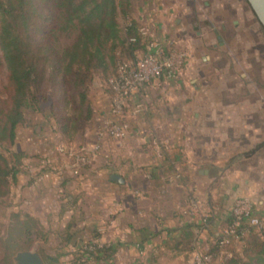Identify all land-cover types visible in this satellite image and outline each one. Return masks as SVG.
Wrapping results in <instances>:
<instances>
[{"label":"crops","instance_id":"crops-1","mask_svg":"<svg viewBox=\"0 0 264 264\" xmlns=\"http://www.w3.org/2000/svg\"><path fill=\"white\" fill-rule=\"evenodd\" d=\"M175 2L166 10L155 1L143 2L144 18H137L145 20L159 43L186 42L196 50H191L177 77L153 80L128 99L124 137L119 143L108 138L100 141L97 153L108 158L107 164L98 158L97 164L75 177L63 171L67 158L55 151L51 134L20 129L16 138L31 155L42 156L43 165L60 172L38 179L33 166L29 176L18 175L15 201L24 203L41 221L52 216L62 229H68V219L74 209L79 210L81 197L91 196L83 231L70 246L81 245L86 237L102 247H113L110 256L99 253L103 264H186L190 253L175 249L184 226L192 225L194 249H208L237 196H249L255 214L264 217V31L254 17L251 35L243 38V52L238 53L240 62L229 66L236 69L238 80L228 82L227 65L212 67L218 57L229 59L224 45L217 44L218 53L211 59L198 52L209 44L206 37L183 39L177 35L182 24L178 19L174 21L180 29H169L168 20L176 9L188 10ZM212 72L220 76L209 79ZM229 72L234 79V70ZM93 127L83 130L78 148L97 142ZM176 173L179 178L167 183ZM114 174L123 182L111 180ZM192 192L199 198L202 213L212 215L204 227L201 213H184ZM67 199L70 207L60 211Z\"/></svg>","mask_w":264,"mask_h":264},{"label":"trees","instance_id":"trees-1","mask_svg":"<svg viewBox=\"0 0 264 264\" xmlns=\"http://www.w3.org/2000/svg\"><path fill=\"white\" fill-rule=\"evenodd\" d=\"M63 34L70 43H61ZM149 41L131 16L130 0H0V51L7 71L6 98L0 102V198L8 195L11 184L25 171L27 155L15 150L14 144L18 127L28 123L27 113L39 118L34 128L47 125L56 130L61 125L60 129L66 130L68 120L60 111L61 103L76 101L86 108L89 118V92L95 75L107 72L118 56L134 61L146 51ZM47 169L42 167L35 176ZM70 203L65 200L62 210ZM12 216L14 223L0 237L3 264H11L15 252L31 247V222H37L27 212ZM231 219L229 215L220 229ZM211 220L208 213L200 226ZM191 227L184 226L175 244L178 251L194 250ZM226 249L231 255L219 256L220 247L212 237L208 251L219 258V264H264V230L248 227L242 240ZM114 251L111 246L102 247L97 258L99 253L110 256ZM82 258L89 259L77 255L74 262Z\"/></svg>","mask_w":264,"mask_h":264},{"label":"rangeland","instance_id":"rangeland-1","mask_svg":"<svg viewBox=\"0 0 264 264\" xmlns=\"http://www.w3.org/2000/svg\"><path fill=\"white\" fill-rule=\"evenodd\" d=\"M131 1V16L133 18H139V16L143 17V2L146 1H155V4H160L159 6H164L165 10L168 6H171L173 3H176V0H130ZM178 3L182 2L184 5L188 7L187 12H179V9H176L175 14L168 21V27L173 31L174 28L180 29V26H176L175 19H178L182 24L181 31L179 34L183 39L187 38L190 40H194L197 38H207L209 41L208 45H202L201 49H198L199 53L206 54L211 59L215 56V53H218L217 44L221 43L226 48V52L224 54H229L228 56H223L221 58L218 57L216 61H212L213 69L216 68L217 65L228 66L226 80L234 81L238 80L236 69H232V63L238 64L240 62L238 53H242L244 40L243 38L246 35H251L250 26L255 24L254 16L249 10V7L246 2L242 4L241 0H177ZM241 2V3H240ZM142 8V9H141ZM136 19L141 28H144L148 32V36H150V29L147 24H145V20L139 21ZM121 25H123L122 21ZM253 35V34H252ZM251 37V36H250ZM182 39V40H183ZM71 39L66 37V35H62L61 43L67 44L70 43ZM177 41V40H176ZM207 41V42H208ZM203 42V40H202ZM191 44V43H190ZM163 45V44H162ZM216 45V47H214ZM233 45V46H232ZM164 48L168 51L174 50L177 52H185L187 55L185 60L183 61L182 67L187 65L191 50L194 52L196 50L195 45H188L186 42H181L177 44L169 40L165 43ZM259 48V46H256ZM233 49V50H232ZM260 50V49H259ZM261 51H259L260 53ZM191 53V54H190ZM236 53L233 57L230 54ZM262 53V52H261ZM231 58V59H230ZM121 60L120 56H118L117 61ZM116 63L108 69L105 73H97L95 75L94 81L90 88V106L92 107V113L89 118L86 117V108L78 106L76 101H67L61 103V113L64 118H67V128L66 130H61L59 125L55 130L53 127L48 129L47 125H43L44 128L33 127L39 122V118L31 113H27L26 124L20 125L17 129V135L19 134L20 129H24L26 132H47L51 134V141L56 144L60 142H72L77 145V143L82 142L83 130L85 128L90 127L100 130L103 126L105 120L110 118L109 114V102H110V91L108 89V79L113 76L115 73ZM231 66V67H229ZM229 70H234L235 78H231V74ZM220 76L219 73H209V79H215V76ZM217 79V78H216ZM6 87H7V71L3 62L2 54L0 51V102L5 100L6 98ZM0 108H2V103H0ZM107 111V112H106ZM69 119H72L69 121ZM59 128V129H58ZM40 130V131H39ZM20 136V135H19ZM97 137V135H96ZM107 138V137H106ZM104 139V138H103ZM110 139V138H108ZM97 142L99 141L96 138ZM27 141V140H26ZM17 142V143H16ZM14 144V149L18 151H24L27 157L24 158V172L25 176H29V167L36 168V172H39L42 167L47 165H43L42 160L43 157L39 155H31L28 150L22 144L21 139L16 140ZM27 148V146H26ZM6 153V152H5ZM34 158V159H33ZM67 158V157H66ZM96 158V159H95ZM102 159V165L107 164L108 158L104 157L103 154L96 153L92 160L89 163V167L92 168L93 164H97L99 161L97 159ZM94 160V161H93ZM97 160V161H96ZM96 161V162H95ZM93 162V163H92ZM104 162V163H103ZM67 164H69V159L67 158ZM101 165V166H102ZM39 166V167H38ZM99 165H97L98 167ZM84 168L80 169V172ZM63 171L68 172V169H63ZM79 172V173H80ZM79 175V174H78ZM76 175L75 177H77ZM29 178V177H28ZM30 182L31 178L27 179ZM15 183L11 184L9 188V193L6 197L0 198V237L6 231L8 226H11L14 223L13 213L21 212V213H29L30 210L26 208L25 204L21 203L14 198V189L13 186ZM91 196L81 197V202L79 205V210L74 209V213L69 218L68 229L65 227L61 228L60 221L55 218L46 219L45 222L38 219V217H34L37 222H31L32 234L30 235V241L32 242L31 247L28 250L36 251L40 258L42 259L44 264H103L98 261L97 251L91 248L92 244L96 241L94 239H87L86 237L82 238L81 245L79 246H70V243L74 241L73 238L77 236L80 231H83V221L86 220L85 213L90 210V205L92 203ZM76 203V202H75ZM62 205V203H61ZM65 208H69V205H65ZM77 207V206H76ZM66 209H63V211ZM60 211H62V207H60ZM78 212V213H77ZM82 213V214H81ZM261 217L260 215L256 214ZM264 219V217H261ZM19 220H23L20 218ZM66 225V224H65ZM87 225V224H85ZM71 235L72 238L67 239V237ZM84 236V235H83ZM67 239V240H66ZM22 251V250H21ZM18 252V251H17ZM16 252L14 253V255ZM11 256V264H13ZM77 255H83L89 257L88 260L82 258L81 260H77L74 262V257ZM187 263V262H186ZM0 264H3L2 261V248L0 244Z\"/></svg>","mask_w":264,"mask_h":264},{"label":"built area","instance_id":"built-area-1","mask_svg":"<svg viewBox=\"0 0 264 264\" xmlns=\"http://www.w3.org/2000/svg\"><path fill=\"white\" fill-rule=\"evenodd\" d=\"M141 33L149 35L144 28H141ZM149 38L146 51L134 61H117L115 73L108 79L110 118L105 120L102 128L97 131L96 135L99 141L90 148H78L72 142L67 141L55 145V151L69 159L66 169L72 176L78 175L80 169L90 163L93 156L99 151L100 141L103 138L107 137L119 143L124 137L128 130V124L123 118L124 110L127 107L128 99L134 93L153 80H158L161 77L167 80L179 75L187 54L174 50L168 51L151 35ZM29 171H31V167H29ZM59 172L58 169H47L38 176V179L47 177L50 173ZM178 178L179 174L176 173L167 179V183L170 184ZM184 213L188 215L201 213V223L205 222L208 217V213H202L199 198L193 192L187 197ZM230 215L232 217L230 224L221 228L213 236L220 247L219 256H230L231 253L226 249L227 246L240 242L248 227L264 230V220L254 214V202L247 195L237 196L233 200ZM91 248L97 251L102 248V244L96 241ZM186 264H219V258L214 257L208 249L196 248L190 253Z\"/></svg>","mask_w":264,"mask_h":264},{"label":"water","instance_id":"water-1","mask_svg":"<svg viewBox=\"0 0 264 264\" xmlns=\"http://www.w3.org/2000/svg\"><path fill=\"white\" fill-rule=\"evenodd\" d=\"M256 21L264 31V0H245ZM111 180L122 183L118 175H112ZM13 264H44L39 254L34 250H22L12 257Z\"/></svg>","mask_w":264,"mask_h":264}]
</instances>
